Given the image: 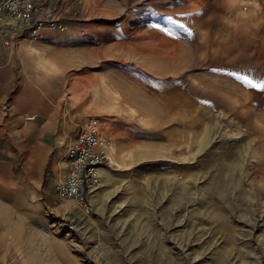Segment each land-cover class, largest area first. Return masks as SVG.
Masks as SVG:
<instances>
[{
	"label": "rangeland",
	"instance_id": "rangeland-1",
	"mask_svg": "<svg viewBox=\"0 0 264 264\" xmlns=\"http://www.w3.org/2000/svg\"><path fill=\"white\" fill-rule=\"evenodd\" d=\"M47 2L66 27L0 46V111L35 102L57 174L98 116L111 163L85 213L0 135V264H264V87L239 79L264 80V0Z\"/></svg>",
	"mask_w": 264,
	"mask_h": 264
},
{
	"label": "built area",
	"instance_id": "built-area-1",
	"mask_svg": "<svg viewBox=\"0 0 264 264\" xmlns=\"http://www.w3.org/2000/svg\"><path fill=\"white\" fill-rule=\"evenodd\" d=\"M65 27L47 0H0V45L6 53L20 38H34L44 28ZM101 124L98 116H89L77 125L66 147L68 170L54 182L56 195L73 198L85 213L91 211L88 194L100 182V167L111 163L113 141L100 128Z\"/></svg>",
	"mask_w": 264,
	"mask_h": 264
},
{
	"label": "crops",
	"instance_id": "crops-1",
	"mask_svg": "<svg viewBox=\"0 0 264 264\" xmlns=\"http://www.w3.org/2000/svg\"><path fill=\"white\" fill-rule=\"evenodd\" d=\"M3 55L5 54L2 50L0 52V70H7L8 74L10 72V66L6 65L3 61ZM15 101L16 102L11 105L14 108L9 112L0 111V135L28 138L29 141L21 145V150L26 152L25 157L23 158L22 168L25 174L30 177L29 180H31L32 183L39 182L43 184V182L48 183L49 180L55 182L57 178L63 176L67 171L63 174H57L53 170L54 168L49 167L48 161L53 146L42 140V138H46L49 135V131L52 129L54 123L52 121L43 123L42 121L34 120L35 118H28L30 115H37V105L33 104L35 102H23L22 100ZM29 162H31V165L34 164V166L31 168L33 169V172L29 171L28 173L26 168L29 166ZM24 165L26 167H24ZM105 166L106 164L100 167L101 175L105 170ZM33 173L36 175L35 178L37 179H31V177H34ZM53 174L54 177L51 178V175Z\"/></svg>",
	"mask_w": 264,
	"mask_h": 264
},
{
	"label": "snow or ice",
	"instance_id": "snow-or-ice-1",
	"mask_svg": "<svg viewBox=\"0 0 264 264\" xmlns=\"http://www.w3.org/2000/svg\"><path fill=\"white\" fill-rule=\"evenodd\" d=\"M244 83L255 87V88H262L264 87V80L260 81L259 83H254L252 80H250L247 76L239 77Z\"/></svg>",
	"mask_w": 264,
	"mask_h": 264
},
{
	"label": "trees",
	"instance_id": "trees-1",
	"mask_svg": "<svg viewBox=\"0 0 264 264\" xmlns=\"http://www.w3.org/2000/svg\"><path fill=\"white\" fill-rule=\"evenodd\" d=\"M13 169H16L15 167H13ZM47 171V170H46ZM43 185H46V183L45 182H43Z\"/></svg>",
	"mask_w": 264,
	"mask_h": 264
}]
</instances>
